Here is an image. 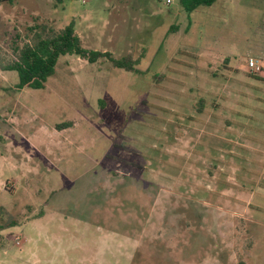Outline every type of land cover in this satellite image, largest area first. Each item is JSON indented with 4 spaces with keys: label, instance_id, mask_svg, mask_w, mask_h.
I'll list each match as a JSON object with an SVG mask.
<instances>
[{
    "label": "rangeland",
    "instance_id": "rangeland-1",
    "mask_svg": "<svg viewBox=\"0 0 264 264\" xmlns=\"http://www.w3.org/2000/svg\"><path fill=\"white\" fill-rule=\"evenodd\" d=\"M71 21L137 70L17 89ZM0 264H264V0H0Z\"/></svg>",
    "mask_w": 264,
    "mask_h": 264
},
{
    "label": "trees",
    "instance_id": "trees-1",
    "mask_svg": "<svg viewBox=\"0 0 264 264\" xmlns=\"http://www.w3.org/2000/svg\"><path fill=\"white\" fill-rule=\"evenodd\" d=\"M53 1L60 4L64 0ZM214 2L215 0H179L180 6L185 11H191L199 6H210ZM65 54H75L90 63L100 57H106L114 67L127 71L137 70L136 61L130 55L116 59L108 51H95L82 47L73 21L51 36H38L33 44H24L19 49L17 58L3 68L17 72V89H40L54 73L58 58Z\"/></svg>",
    "mask_w": 264,
    "mask_h": 264
},
{
    "label": "built area",
    "instance_id": "built-area-1",
    "mask_svg": "<svg viewBox=\"0 0 264 264\" xmlns=\"http://www.w3.org/2000/svg\"><path fill=\"white\" fill-rule=\"evenodd\" d=\"M173 0H164L166 4L172 3ZM248 66L252 69L258 70L260 69V65L257 63V60H254L253 58L248 59Z\"/></svg>",
    "mask_w": 264,
    "mask_h": 264
}]
</instances>
